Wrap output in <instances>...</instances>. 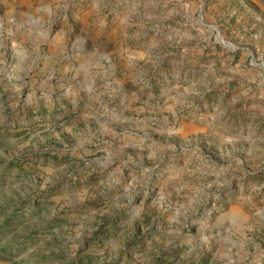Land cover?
Here are the masks:
<instances>
[{"label":"rangeland","instance_id":"1","mask_svg":"<svg viewBox=\"0 0 264 264\" xmlns=\"http://www.w3.org/2000/svg\"><path fill=\"white\" fill-rule=\"evenodd\" d=\"M3 5L0 264H264V0Z\"/></svg>","mask_w":264,"mask_h":264},{"label":"crops","instance_id":"2","mask_svg":"<svg viewBox=\"0 0 264 264\" xmlns=\"http://www.w3.org/2000/svg\"><path fill=\"white\" fill-rule=\"evenodd\" d=\"M10 8L6 5H3L0 9L1 17H0V28L3 30L5 27H8V23L11 22L13 16L10 15ZM14 20V19H13ZM23 33L25 34V46H29L34 43L35 31L32 28H24ZM52 46V45H51ZM28 48V47H27Z\"/></svg>","mask_w":264,"mask_h":264},{"label":"water","instance_id":"3","mask_svg":"<svg viewBox=\"0 0 264 264\" xmlns=\"http://www.w3.org/2000/svg\"><path fill=\"white\" fill-rule=\"evenodd\" d=\"M199 18L201 20V13L199 14ZM212 29H214L216 31V36H217V39L219 40L220 44H222L223 46L229 48V49H232V46L230 45H225L224 41L221 39L220 37V34L219 32L217 31V29L215 27H211Z\"/></svg>","mask_w":264,"mask_h":264},{"label":"trees","instance_id":"4","mask_svg":"<svg viewBox=\"0 0 264 264\" xmlns=\"http://www.w3.org/2000/svg\"><path fill=\"white\" fill-rule=\"evenodd\" d=\"M0 235H1V231H0ZM4 253H5V250L3 249V250L0 252V254H1V255H5Z\"/></svg>","mask_w":264,"mask_h":264}]
</instances>
